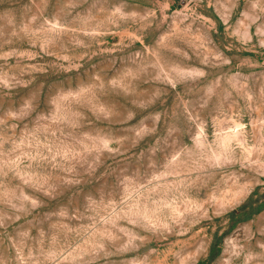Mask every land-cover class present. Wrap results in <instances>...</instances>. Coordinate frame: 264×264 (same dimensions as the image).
<instances>
[{"label":"rangeland","instance_id":"1","mask_svg":"<svg viewBox=\"0 0 264 264\" xmlns=\"http://www.w3.org/2000/svg\"><path fill=\"white\" fill-rule=\"evenodd\" d=\"M0 264H264V0H0Z\"/></svg>","mask_w":264,"mask_h":264}]
</instances>
